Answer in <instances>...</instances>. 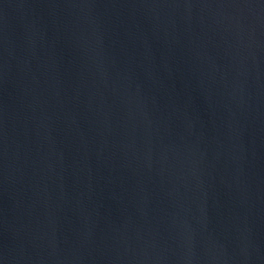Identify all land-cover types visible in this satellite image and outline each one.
Wrapping results in <instances>:
<instances>
[{
  "label": "water",
  "instance_id": "1",
  "mask_svg": "<svg viewBox=\"0 0 264 264\" xmlns=\"http://www.w3.org/2000/svg\"><path fill=\"white\" fill-rule=\"evenodd\" d=\"M0 264H264V0H0Z\"/></svg>",
  "mask_w": 264,
  "mask_h": 264
}]
</instances>
